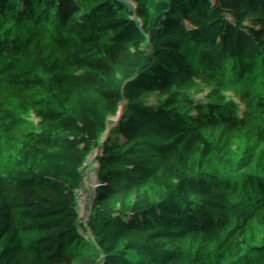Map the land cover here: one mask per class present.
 Masks as SVG:
<instances>
[{
  "label": "trees",
  "instance_id": "trees-1",
  "mask_svg": "<svg viewBox=\"0 0 264 264\" xmlns=\"http://www.w3.org/2000/svg\"><path fill=\"white\" fill-rule=\"evenodd\" d=\"M81 236L68 264H264V0H0V264Z\"/></svg>",
  "mask_w": 264,
  "mask_h": 264
},
{
  "label": "rangeland",
  "instance_id": "rangeland-1",
  "mask_svg": "<svg viewBox=\"0 0 264 264\" xmlns=\"http://www.w3.org/2000/svg\"><path fill=\"white\" fill-rule=\"evenodd\" d=\"M191 33L182 37H174L172 39V46L169 49L160 47L153 39L147 34L145 35V42L148 43L149 51L160 60H171L174 63L184 62L190 60V54L194 49L195 44L203 43L210 35L221 29V24L211 17H201L193 20L189 24ZM116 50L114 45L107 48L109 54L114 53ZM27 74H31L33 67L31 66L30 60L26 62ZM64 81H67L64 78ZM10 99L14 102H27V96L23 90L8 93ZM89 105L80 110L78 120L81 125V135L90 143L93 141V137L89 132L87 121H88V110ZM106 236H113L115 230L113 228L106 229L104 231ZM82 236L78 239L76 245L67 250L66 264H68L75 256L78 247L80 245Z\"/></svg>",
  "mask_w": 264,
  "mask_h": 264
}]
</instances>
